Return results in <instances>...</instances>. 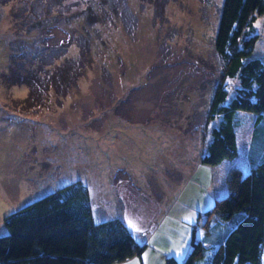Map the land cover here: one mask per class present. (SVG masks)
Wrapping results in <instances>:
<instances>
[{
	"label": "rangeland",
	"instance_id": "obj_1",
	"mask_svg": "<svg viewBox=\"0 0 264 264\" xmlns=\"http://www.w3.org/2000/svg\"><path fill=\"white\" fill-rule=\"evenodd\" d=\"M117 1L57 0L42 15L49 26L18 31L19 0H0V234L6 215L69 183L89 190L96 222L121 217L133 228L139 217L144 226L158 221L174 192L179 208L197 187V176L186 181L177 170L183 156L200 153L211 125L205 110L224 65L215 51L223 0H168L163 18L152 0ZM35 3L43 9V0ZM256 16L247 29L259 33L252 57L264 56V14ZM85 32L91 61L65 96L33 81L78 57ZM12 64L30 79L5 82ZM237 82L227 83L234 90ZM33 83L45 102L27 106ZM123 178L137 191L123 189L122 198ZM143 240L150 249L114 264H167L168 255L183 261L190 251L186 244L182 254H165Z\"/></svg>",
	"mask_w": 264,
	"mask_h": 264
},
{
	"label": "trees",
	"instance_id": "obj_2",
	"mask_svg": "<svg viewBox=\"0 0 264 264\" xmlns=\"http://www.w3.org/2000/svg\"><path fill=\"white\" fill-rule=\"evenodd\" d=\"M36 1L19 0L20 9L13 15L18 31H42L44 26H49L48 20L42 24V15L49 17L48 12L57 5V0H43L44 7L39 10ZM167 1L152 0L156 17L163 18ZM114 6L117 9L116 4ZM256 14H264V0L222 2L215 51L224 65L207 117L211 125L203 139L200 155L203 163L216 165L239 155V111L264 115V56L252 57L259 33L247 31L256 20ZM55 18L59 20V16ZM83 24L88 25V15ZM88 43V33H80L79 56L68 57L51 73L36 76L33 81L43 82L44 88L52 83L60 96H65L91 61ZM16 76L29 80L31 75L22 74L13 64L11 71L2 73L5 82ZM231 78L238 80L234 90L227 83ZM44 102L42 89L35 88L33 83L22 103L33 106ZM257 129L259 136H255L254 145L256 152H262L264 133L260 134V128ZM226 184L228 192L216 198L214 206L206 211L219 214L217 224L227 227L225 236L210 245L194 234L185 259L179 261L174 255H168L167 264H264V153L251 157L247 170L237 165L231 167ZM128 187L137 191L130 180L123 178L117 184L122 198L123 189L127 191ZM139 194L147 197L140 191ZM149 203L154 206L152 201ZM4 219L8 231L0 234V264H114L141 255L147 246L140 235L132 232L129 220L113 217L96 222L89 190L78 182L37 197ZM156 225L157 219L150 220L140 233L145 235Z\"/></svg>",
	"mask_w": 264,
	"mask_h": 264
},
{
	"label": "crops",
	"instance_id": "obj_3",
	"mask_svg": "<svg viewBox=\"0 0 264 264\" xmlns=\"http://www.w3.org/2000/svg\"><path fill=\"white\" fill-rule=\"evenodd\" d=\"M209 109L210 106L205 110V117H208ZM238 117L240 118L237 127V140L239 145V155L237 157L234 159H225L216 165H210L203 163L200 159L203 148L198 154L194 152L183 156V163L177 171L183 170V174L186 175V181L197 176L199 182L197 187L193 189L190 196L185 202L181 203L182 206L179 208H177L179 203L178 196L174 192L173 197L168 200L169 202L167 201L168 203L161 208L163 211H161L162 213L158 217L156 227L145 235L140 233L142 239H150L149 242L155 246L154 249L162 252L182 254L186 244L190 247V242L194 234L196 237H201L208 243L211 242L213 244L225 236L227 227L221 228L217 224L220 221L219 214L217 212L207 214L206 211L214 206L216 198L228 192L226 179L230 168L237 165L243 170H247L251 157H259L264 153V151L256 152L254 145L257 128H261V125L264 127V115L258 116V113L241 110L238 113ZM174 191H176L175 188ZM158 208L160 209V206ZM202 210L205 211V214H202ZM195 217H197V220H195ZM137 219L134 222L136 228H132L140 232L142 226L148 221L145 217H139ZM207 221L209 223L208 225H206ZM196 223L198 225L200 223L202 227L194 228V224ZM205 232L209 234L207 235ZM206 237L211 239H206ZM159 239H162L164 244L168 243V245H164L165 250L159 249L162 245L158 243ZM211 243L210 245H212ZM147 246V249L145 248L146 251L150 249L148 244Z\"/></svg>",
	"mask_w": 264,
	"mask_h": 264
},
{
	"label": "built area",
	"instance_id": "obj_4",
	"mask_svg": "<svg viewBox=\"0 0 264 264\" xmlns=\"http://www.w3.org/2000/svg\"><path fill=\"white\" fill-rule=\"evenodd\" d=\"M194 228H198V223L194 225Z\"/></svg>",
	"mask_w": 264,
	"mask_h": 264
}]
</instances>
